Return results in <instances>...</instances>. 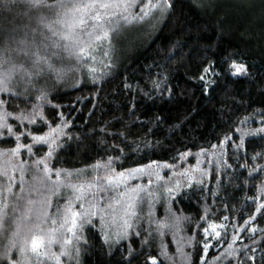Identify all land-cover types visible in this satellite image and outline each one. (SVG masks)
<instances>
[{"label":"trees","instance_id":"obj_1","mask_svg":"<svg viewBox=\"0 0 264 264\" xmlns=\"http://www.w3.org/2000/svg\"><path fill=\"white\" fill-rule=\"evenodd\" d=\"M123 1L127 22L77 29L84 53L46 41L0 91V264H264V0ZM150 165L185 177L157 178L115 241L105 214L131 192L99 180L80 205L65 176Z\"/></svg>","mask_w":264,"mask_h":264},{"label":"snow or ice","instance_id":"obj_2","mask_svg":"<svg viewBox=\"0 0 264 264\" xmlns=\"http://www.w3.org/2000/svg\"><path fill=\"white\" fill-rule=\"evenodd\" d=\"M96 0H92L90 4L69 3L68 0H0V36L3 42L0 43V65H7L0 69V91H10L7 88V83L14 78L17 73L23 72L25 77L30 78L32 75H38L35 71L41 69L42 64L48 63V57L40 54V47L47 48L49 45L46 41H51L52 47H63L65 51L71 48L78 47L81 53H84V48L81 46L80 35L76 32L78 26L84 25V14L95 7ZM170 0H156V3L150 2L144 6L145 15L148 8H163L170 7ZM100 8H107V4H99ZM42 8L56 9L55 21H48L44 16L34 15ZM14 9H19L15 11ZM62 10V11H61ZM101 14L95 13L92 18L99 20ZM143 17H141L142 19ZM35 20L38 25H43L47 29L48 35L45 36L38 27L32 25ZM55 24L61 25L56 28ZM100 27L93 25V28ZM107 35V33H105ZM55 37V39H53ZM63 41V44H61ZM12 53L23 54L30 56L31 69L25 67L23 63H15L12 59ZM243 69V65L236 67L239 72ZM207 71V69L205 70ZM203 79V77H201ZM264 131V129H261ZM46 137H37L43 140ZM15 152V150H13ZM48 171L47 166L44 169ZM257 211H261L258 207ZM75 221H73V225ZM71 230V229H69ZM207 231V230H206ZM39 247L38 241L34 238L32 241V249L36 251ZM9 250L6 249L3 257H8ZM155 264V257H149ZM9 264H18L17 261L9 260Z\"/></svg>","mask_w":264,"mask_h":264},{"label":"rangeland","instance_id":"obj_3","mask_svg":"<svg viewBox=\"0 0 264 264\" xmlns=\"http://www.w3.org/2000/svg\"><path fill=\"white\" fill-rule=\"evenodd\" d=\"M92 0H85L82 4H90ZM107 4V8H100L99 4ZM127 5L124 4L123 0H96L95 7H93L89 12H86L84 14V20L85 24L87 23L90 28H93V25H99L100 27L103 25L104 22H106L110 17H116L118 24L119 22L125 23L129 20V13L126 12ZM158 12H155L156 14L160 15L164 9L158 8ZM99 12L101 14V17L99 20L93 19L92 16ZM84 25L78 26L77 29H82ZM97 28V27H96ZM76 29V32L78 31ZM102 33V32H101ZM53 135V134H50ZM38 141H43L40 139H37ZM36 140V141H37ZM10 155H15L16 151H8ZM155 165H150L146 167H140V168H134L129 170H123L113 173H101L99 168L97 166H92L90 168H84L80 170H76L73 172L74 177L76 180H73L72 174L65 173L66 177L68 176L71 181H74V189L71 194V196L74 197V200H80L81 204L83 205L85 202H88V198H85L86 196L92 194L96 190V182L99 180H104L106 182H109V186H112L116 189L125 188L129 192H131V196L133 199V202H128V204L123 207L122 211L113 213L114 216L110 217L109 214L106 215L107 220L106 223L103 224V229L106 233L107 239L115 241L121 236L123 231L128 228L129 220L131 219V215L133 210H135L137 203L136 200L146 201L145 204H147L149 201H153L156 197L154 195L155 193V185L157 184V178L163 177V182H167L166 179L171 178L174 179V181L183 178L185 171L183 168H178V165H164L163 168H173L174 171H170L167 174V178L164 177L162 170L158 171V174L155 177H151L149 173L155 172ZM198 169V168H196ZM99 170V172H98ZM102 174V175H100ZM145 177V178H144ZM191 177V176H190ZM189 177V178H190ZM144 185L141 190L138 189L137 185ZM67 185H71L70 183ZM161 185V184H160ZM65 188V187H64ZM69 188V187H68ZM69 190V189H68ZM133 190V191H132ZM112 214V215H113Z\"/></svg>","mask_w":264,"mask_h":264}]
</instances>
